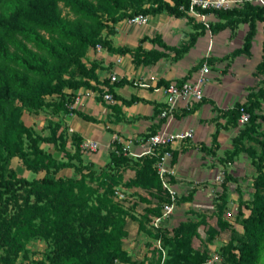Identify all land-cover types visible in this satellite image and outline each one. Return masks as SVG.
<instances>
[{"label": "trees", "instance_id": "16d2710c", "mask_svg": "<svg viewBox=\"0 0 264 264\" xmlns=\"http://www.w3.org/2000/svg\"><path fill=\"white\" fill-rule=\"evenodd\" d=\"M189 8V0H0V165L16 156L26 169L43 170L41 176L30 179L14 173L5 178L0 171V238L13 245L15 251L21 248V244L15 242L16 237L43 235L53 244L48 264H115L117 259L144 264L143 260L131 259L123 247L128 230L122 205L113 202L106 191L99 192L90 182L95 179V170L91 161L82 159L80 134L72 133L75 143L74 150L70 151L65 148L64 137L61 138L54 129L47 135L32 132L19 118V107L49 105L54 112L76 113L86 120L96 121L93 115L73 106L79 88L95 90L101 96L111 92L114 99H121L124 104L140 98L135 94L124 98L114 91V86L131 82L126 77L112 82L109 77L100 79L96 72L98 63L95 60L87 63L83 59L88 48L100 44L110 52H129L135 64L154 63L167 51H172L173 59L177 60L205 30L217 33L225 28L236 29L241 23L248 26L242 43L228 55L250 54L257 23L261 22V59L256 64V71L264 75V5L251 0H241L230 7H196L202 13H213L216 19L206 25L193 21L194 30L187 40L177 45L166 43L158 33L143 35L134 47L114 46L108 38L115 32L117 22L137 13L166 12L179 17L185 16ZM144 40L162 49H145L142 46ZM204 59L193 65L191 71ZM208 59L213 60L212 57ZM168 82L158 80L159 84ZM49 97L51 100H47ZM262 98L264 85L249 92L243 102L217 108L225 125L231 126L237 125L241 108L249 112L248 120L242 123L245 127L233 137V147L228 154L234 156L246 151L256 170L252 178V196L243 203L248 212L238 209L241 229L234 228L228 241L221 246L228 264H259L261 259L264 264V133H260L261 138L253 137L259 142V150L242 141L250 131H256L259 118L264 120V114L256 111ZM197 104L176 110L174 117L192 111ZM150 128L144 137L156 131L155 127ZM216 134L217 129L212 134L215 145ZM24 139L27 150L23 148ZM40 141L51 143L66 159L41 147ZM115 147L109 151L107 165L115 168L131 165L134 173L127 184L157 198L158 204L148 207L140 217L142 229L149 214H160L159 203L166 195L154 165L156 157L139 154L133 158L122 150L120 142ZM64 167H72L79 174H58ZM101 171L108 176L106 169ZM19 189L24 193L18 194ZM159 227L150 228L152 235L168 247L169 257L165 264H199L208 259L207 250L194 248L184 230L179 233V228L171 233L165 227Z\"/></svg>", "mask_w": 264, "mask_h": 264}, {"label": "rangeland", "instance_id": "374dc122", "mask_svg": "<svg viewBox=\"0 0 264 264\" xmlns=\"http://www.w3.org/2000/svg\"><path fill=\"white\" fill-rule=\"evenodd\" d=\"M229 1L231 6H233L239 4L241 0ZM215 19L216 17L211 12L202 15L190 9L186 11L185 16L179 17L162 12L161 27L163 29L165 26L171 32L176 29L174 38L176 40L175 45H177L187 40L190 32L194 30L193 21L206 25L209 21ZM244 26L245 24H241L239 29L243 30ZM259 30L261 31L260 27ZM103 34H106L105 30H103ZM240 34L241 31L237 30V27L236 29L225 28L217 33H211L208 29L205 30L204 34L197 38V41L189 51L179 58L180 64L177 65L176 70H180L181 73H178L177 77L172 79L190 78L192 76V66L201 58H205L203 62L208 64L210 71L202 85L203 98L205 100L198 101L197 105L204 108L200 120H203L205 125L210 124L213 131H205V128H203L200 139L195 140L192 137H186L182 141L175 142L174 146L176 144L178 146L176 149L175 147L171 149L170 167L174 172L167 176V181L176 194L174 197V208L168 215L164 216L160 226L165 227L171 233L179 228V233L184 230L185 235L188 234L190 236L194 248L199 250L206 249L208 259L212 256L217 257L216 263L214 262L213 264H228L223 258L221 246L228 241L234 228L241 229V214H239L238 209L242 208L243 212H248L243 203L250 200L252 196L254 190L252 178L256 174V170L250 162V156L246 151L234 156L228 154L233 147V137L245 127V124L238 122L236 126L225 125L224 118L221 117L217 110V108L230 107L235 102L245 101L249 92L256 91L264 85V75L256 71V64L261 59V51H259L261 49V41L257 36V32L254 36V48L250 54L228 55L233 48L242 43ZM165 55H163L165 58L164 64L169 67L172 63L171 61H173V52L167 51ZM89 56L92 55L86 53L83 59L87 63L95 60L98 66L104 70L102 72L107 73L106 70H109V64L102 65L98 58L92 57V59H89ZM209 57H212L213 60L210 61ZM151 70L149 68L146 70L148 77H151L148 73ZM100 75L102 76V74ZM209 88L210 90H208ZM50 98L52 97L47 98V100H51ZM97 99L109 107L115 106L114 100L105 102L104 96L99 95ZM155 110H158V108ZM19 111V118L32 132L47 135L54 129L56 134H59L61 138L64 137L65 148L70 151L74 150L75 142L72 140V133L75 131L68 129V125L62 119V111L54 112L49 105L34 108L19 107ZM256 111L264 114V98L260 99V107ZM208 113L211 115L209 116ZM115 114H118V111H115ZM96 120L103 121L98 118ZM258 121L260 125L256 131L252 130L242 138L246 146H252L256 150L260 149L259 142L253 137L261 138L263 135L260 133H264V120L259 118ZM150 129L147 126L142 132V137ZM216 129L217 145L212 142V134ZM245 130L248 131L246 128ZM82 139L84 138L81 136L79 146L82 159L84 162L91 161L95 170V179L90 182L94 187L97 186L99 192L106 191L113 202H118L122 205V214L126 218V228L128 230V235L123 240L124 249L131 259L143 260L144 264L159 263L165 252L163 261L165 264L169 257L168 247L164 246L162 240H160L161 249L159 248L156 239L160 238L153 236L150 228L152 226L151 219L157 214H149V219L146 221L144 228L141 229L139 227L140 217L148 207L158 204L156 203L157 198L151 197L139 187L127 184V181L132 178L134 173L131 165L118 168L107 165L109 162V151L113 147L116 148L117 142L114 141L113 146L109 144V147H103V149L99 145L97 150L89 152L82 150L80 145ZM129 140H132L133 144L137 143L133 138ZM26 143V139H24L23 148L25 150L28 148ZM39 145L52 152L58 158L66 159L63 156V152L55 150L51 143L40 141ZM177 150L188 156L185 162L191 163L189 176H178L176 166ZM127 151L130 152V148ZM131 156L135 158L137 155L132 154ZM0 163L2 164V161ZM104 169L107 170L108 176L102 174L101 170ZM0 171L5 178H9L10 174L14 173L30 179L39 177L43 173V170L32 171L26 169L16 156L10 158L7 162H3V166L0 165ZM207 172L210 174L209 176ZM210 172L213 173L211 174ZM191 173L196 175L191 176ZM58 174L77 176L79 173L75 172L72 167H64L58 171ZM163 188L166 195L159 203L160 213L162 212L163 204L171 198L168 189L164 185ZM119 192L123 193V196H119L117 194ZM20 193H24L23 189L18 190V194ZM16 238L15 242L21 244V248L17 251H15L13 245L5 243L4 239L0 238V264L49 263L48 255L53 244L48 237L32 235L27 238H19V236ZM205 262L199 264H208ZM115 264H131V262L117 259ZM259 264H262V259Z\"/></svg>", "mask_w": 264, "mask_h": 264}, {"label": "crops", "instance_id": "0c3cea01", "mask_svg": "<svg viewBox=\"0 0 264 264\" xmlns=\"http://www.w3.org/2000/svg\"><path fill=\"white\" fill-rule=\"evenodd\" d=\"M147 16L148 21L145 24L129 23L126 19H122L117 22L115 32L108 35L111 43L114 46L125 45L134 47L138 44L139 39L143 35L153 36L158 33L166 43L174 45L176 43L174 38L176 35V29L172 32L165 26L162 29L161 13ZM258 23L257 36L260 41H262V23ZM241 24H245L243 30L239 29ZM241 24H239L237 30L241 31L240 35L243 39V35L248 26L246 23ZM259 27L261 28V31L259 30ZM254 41L255 38L253 39L252 49L254 48ZM239 45L240 44H238V46ZM142 46L145 49L152 47L162 49L161 46L149 40H144L142 42ZM259 51H261V49ZM87 54L92 55L89 56V59H92V57L98 58L102 65L109 64V70H106L107 73L102 72L104 70H102L99 66L96 68V72L98 73L100 79L104 77L110 78V75L115 73L117 78L123 76L131 80L130 83L114 86L113 88L116 93L124 98H129L131 95L135 94L140 99L133 101L131 104H124L121 99H114L113 103L115 106L109 107L101 101H98L97 96H99V93L97 91L79 88L76 91L79 96V100L74 103L73 106L85 113L93 115L96 119L98 118L103 120L105 117L107 118L103 121H90L82 118L76 113H63L62 119L68 125L69 130L79 133L83 138L91 137L98 140L102 146L101 149H103V147H109V144L113 146L114 141L117 143L120 142L122 146L128 144L130 148V152L128 153L130 155H139L142 153L144 145L139 140H141L143 136L142 132L147 126H153L156 130H160L163 127L164 129L171 131L192 129L194 133L192 138L195 140L200 139L203 128H205V131H213L210 124L205 125L203 120H200L204 109L202 106L197 105L192 111L184 115H176L169 121L166 119L162 120V118L160 119L158 117L159 112H156L155 109L162 108L165 102L164 95L158 89L160 85L162 86L165 83L159 84L158 80L164 79L169 81L168 83L177 81L178 79H172L177 77L178 73H181L180 70H176L177 65L180 64V59H172L173 61L169 59L172 62L169 67L164 64L165 58L163 56H161L154 63L135 64L129 52H110L102 46L100 48L91 47ZM148 68L152 69L148 72L151 77H148L146 74V70ZM194 71L195 69L192 70L191 73ZM100 74H102V76ZM155 75L157 76L156 78ZM110 82H112L111 79ZM208 90H210V88ZM208 90L206 91L208 92ZM106 101L107 100H105V102ZM115 111H118V114H115ZM208 115L210 116L211 114L208 113ZM106 120L107 122H105ZM114 137H118L119 141L115 140ZM130 138L136 140L137 143L133 144V141L129 140ZM174 147L176 149V147H178L177 144ZM112 149H114V147ZM187 158L188 156L186 154L178 151L176 162L178 176L190 175L189 170L191 163L185 162ZM213 172L210 173L212 174ZM195 175V173H191V176ZM209 175L210 174L208 173V176Z\"/></svg>", "mask_w": 264, "mask_h": 264}, {"label": "built area", "instance_id": "2783aa9c", "mask_svg": "<svg viewBox=\"0 0 264 264\" xmlns=\"http://www.w3.org/2000/svg\"><path fill=\"white\" fill-rule=\"evenodd\" d=\"M190 1V10L196 12L197 14H206L200 12L196 7L201 8H221V7H230L229 0H189ZM258 4L264 5V0H251ZM188 9V10H189ZM129 23L134 24H145L148 21V16L143 13H137L133 16L126 18ZM97 48H100L101 45L97 44ZM209 66L206 62H203L199 68H197L190 78H186L180 83L177 81L170 82L168 84H163L158 87L159 91L164 95L165 102L164 106L160 109L158 113L159 118L165 117L166 120H170L174 117V112L178 109L189 108L195 102L202 100L204 96L202 85L206 80V77L209 74ZM110 79L113 81L117 79L115 73L110 75ZM104 99L107 101H113V95L111 92H105L103 94ZM79 100L78 94L75 96L73 104ZM249 118V112L245 109L241 108V113L238 118L239 123H243L247 121ZM192 129H183V130H167L164 127L160 130H156L154 133L142 137L140 142L144 145L142 148L141 154H151L154 155L155 158V168L161 179V183L168 189L170 193V199L163 204L162 212L160 214L154 215L151 219V224L153 227H159L164 216L168 215L174 208V197L175 190L171 188L168 184L167 176L172 174L174 170L170 167V154L171 149L174 147L175 142L182 141L186 137H193ZM114 139H118V137H114ZM82 150L93 152L99 148V141L92 138H84L81 142ZM129 145H123L122 150L127 152ZM115 149V148H114ZM119 196H123V193H117ZM157 245L161 249L160 239H156ZM164 256L163 253L162 259H160L159 263L156 264H164ZM217 259L216 256H212L206 260L205 263L211 264L215 262Z\"/></svg>", "mask_w": 264, "mask_h": 264}]
</instances>
